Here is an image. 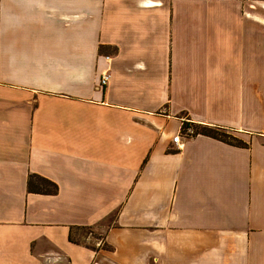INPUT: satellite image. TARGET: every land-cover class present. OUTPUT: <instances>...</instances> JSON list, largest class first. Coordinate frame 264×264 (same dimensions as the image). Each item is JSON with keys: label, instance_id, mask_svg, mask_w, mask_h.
I'll list each match as a JSON object with an SVG mask.
<instances>
[{"label": "crops", "instance_id": "0c3cea01", "mask_svg": "<svg viewBox=\"0 0 264 264\" xmlns=\"http://www.w3.org/2000/svg\"><path fill=\"white\" fill-rule=\"evenodd\" d=\"M0 264H264V0H0Z\"/></svg>", "mask_w": 264, "mask_h": 264}, {"label": "trees", "instance_id": "16d2710c", "mask_svg": "<svg viewBox=\"0 0 264 264\" xmlns=\"http://www.w3.org/2000/svg\"><path fill=\"white\" fill-rule=\"evenodd\" d=\"M199 131L201 132V130ZM202 131L212 136L230 138L228 133H226L220 128L219 129L218 128H205V129H202ZM196 132H198L197 129H196ZM27 186L30 192H42L46 194H55L57 193V189H58L57 185L51 180L41 177L39 175H35V174L29 175ZM91 228H93V226L81 227V229L85 230V232L87 233H92Z\"/></svg>", "mask_w": 264, "mask_h": 264}, {"label": "built area", "instance_id": "2783aa9c", "mask_svg": "<svg viewBox=\"0 0 264 264\" xmlns=\"http://www.w3.org/2000/svg\"><path fill=\"white\" fill-rule=\"evenodd\" d=\"M106 59H110V57L106 56ZM110 76V69L107 68L103 70L100 77L101 85H106L110 79ZM196 134L197 132L195 127L190 123L185 122V124L183 123L180 131L172 138V142L175 144V147L177 149H180L184 145L185 141H187Z\"/></svg>", "mask_w": 264, "mask_h": 264}, {"label": "rangeland", "instance_id": "374dc122", "mask_svg": "<svg viewBox=\"0 0 264 264\" xmlns=\"http://www.w3.org/2000/svg\"><path fill=\"white\" fill-rule=\"evenodd\" d=\"M95 227V226H94ZM93 227V228H94ZM93 228H91V230L92 231H94V233L90 236V235H88L86 238H84V237H81V240L82 241H84V242H93V244L96 242L95 240H97L96 238H98V240H100L101 238H100V234H99V230H96L95 228L93 229ZM99 234V235H98Z\"/></svg>", "mask_w": 264, "mask_h": 264}]
</instances>
